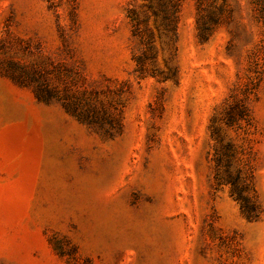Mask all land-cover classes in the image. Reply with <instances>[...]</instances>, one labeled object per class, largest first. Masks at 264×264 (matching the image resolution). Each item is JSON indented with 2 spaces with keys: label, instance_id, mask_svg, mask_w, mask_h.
<instances>
[{
  "label": "rangeland",
  "instance_id": "rangeland-1",
  "mask_svg": "<svg viewBox=\"0 0 264 264\" xmlns=\"http://www.w3.org/2000/svg\"><path fill=\"white\" fill-rule=\"evenodd\" d=\"M0 264H264V0H0Z\"/></svg>",
  "mask_w": 264,
  "mask_h": 264
},
{
  "label": "trees",
  "instance_id": "trees-1",
  "mask_svg": "<svg viewBox=\"0 0 264 264\" xmlns=\"http://www.w3.org/2000/svg\"><path fill=\"white\" fill-rule=\"evenodd\" d=\"M178 5L174 6L175 11H173L174 14L177 13V8ZM132 18V16H131ZM133 19V18H132ZM231 195L234 196L235 200L239 203L240 209L242 210L243 214L246 216L248 219H255L257 218L256 214V207L250 203L249 199L247 197H244L240 192L238 191H231Z\"/></svg>",
  "mask_w": 264,
  "mask_h": 264
}]
</instances>
